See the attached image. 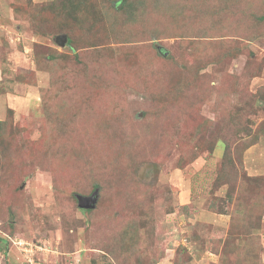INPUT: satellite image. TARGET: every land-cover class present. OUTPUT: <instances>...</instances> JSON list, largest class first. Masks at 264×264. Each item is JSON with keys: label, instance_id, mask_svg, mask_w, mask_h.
Listing matches in <instances>:
<instances>
[{"label": "rangeland", "instance_id": "rangeland-1", "mask_svg": "<svg viewBox=\"0 0 264 264\" xmlns=\"http://www.w3.org/2000/svg\"><path fill=\"white\" fill-rule=\"evenodd\" d=\"M114 2L0 0V264H264V0Z\"/></svg>", "mask_w": 264, "mask_h": 264}, {"label": "trees", "instance_id": "trees-1", "mask_svg": "<svg viewBox=\"0 0 264 264\" xmlns=\"http://www.w3.org/2000/svg\"><path fill=\"white\" fill-rule=\"evenodd\" d=\"M129 1L130 0H115L114 2L115 10L120 11L122 14L128 12L133 6V4L131 5V2ZM71 2L73 3L75 2L81 5L84 3V0H73V1L71 0ZM95 188H97V184L92 185V190L90 192L92 193V191H94ZM88 195H84V196H88ZM134 206L137 207V206H140V204L135 203ZM123 210L126 212L125 209ZM83 211L85 213L86 212L89 213L91 209H83ZM128 214L130 215V217H127V218L124 214L123 218L125 220V224L121 228L119 235H120V240H121L120 251L130 252L134 248H137V249L139 248L138 243L140 240L141 233L145 227L144 225L142 226L141 224H139L138 220L145 217V215L143 211L141 213H138L137 210L128 211ZM115 260L118 261L119 264H123L120 257L115 256Z\"/></svg>", "mask_w": 264, "mask_h": 264}, {"label": "water", "instance_id": "water-1", "mask_svg": "<svg viewBox=\"0 0 264 264\" xmlns=\"http://www.w3.org/2000/svg\"><path fill=\"white\" fill-rule=\"evenodd\" d=\"M56 42L63 46L65 44L66 38L64 35H58L55 38ZM78 201H79V207L82 209H90L92 208L96 201H97V190H94L90 195L84 196V195H77Z\"/></svg>", "mask_w": 264, "mask_h": 264}]
</instances>
